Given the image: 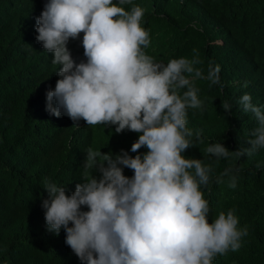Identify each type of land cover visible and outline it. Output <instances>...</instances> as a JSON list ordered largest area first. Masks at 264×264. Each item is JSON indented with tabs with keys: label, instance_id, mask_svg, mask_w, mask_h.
<instances>
[{
	"label": "clouds",
	"instance_id": "9594fccd",
	"mask_svg": "<svg viewBox=\"0 0 264 264\" xmlns=\"http://www.w3.org/2000/svg\"><path fill=\"white\" fill-rule=\"evenodd\" d=\"M116 1L48 0L31 23L33 42L61 66L54 89L46 92V111L67 115L76 126L82 119L88 126L115 125L116 133H139L131 151L147 148L135 156L89 148L75 190L45 178L41 207L47 230L58 235L63 228L66 245L82 264H213L241 248L248 228L238 226L234 209L208 222L210 205L201 187L209 185L212 165L182 153L204 142L200 131L188 127V110H204L194 80L220 84V66L209 63L205 75L196 67L203 61L195 50L192 59L155 60L145 52L151 43L142 26L145 9L137 0ZM18 60L43 68L38 61ZM254 69L264 79V65L254 62ZM238 103L257 127L249 147L229 151L220 142L209 145L205 151L217 161L264 149L263 106L253 104L248 93ZM221 107L231 115L229 102ZM121 165L133 175H124ZM240 171L225 168L215 182L227 177L234 189Z\"/></svg>",
	"mask_w": 264,
	"mask_h": 264
},
{
	"label": "trees",
	"instance_id": "16d2710c",
	"mask_svg": "<svg viewBox=\"0 0 264 264\" xmlns=\"http://www.w3.org/2000/svg\"><path fill=\"white\" fill-rule=\"evenodd\" d=\"M47 2L0 0V264H82L66 245L63 228L58 235L47 230L41 207L47 198L44 179L75 190L83 180L89 148L114 155L122 149L130 156L147 152L146 147L139 153L131 151L139 133L127 129L116 133L115 125L88 126L82 119L76 126L67 115L56 117L46 111V92L54 89L61 66L51 63L33 42L31 23H36V14ZM135 4L145 9L142 26L151 40L146 54L167 64L173 58L192 59L195 50L203 61L196 67L205 75L209 63L220 66V84L209 87L206 80H194L204 110H188V127L200 131L204 142L182 155L212 165L210 183L201 187L210 205L208 222L219 212L234 209L238 226L248 228L241 248L217 256L213 264H264V149L251 157L218 161L205 151L218 142L229 151L249 147L257 121L238 103L244 93L264 111V79L254 69V62L264 65V10H260L264 0H137ZM220 39L222 43L217 42ZM18 56L26 64L38 61L43 68L20 65ZM224 101L232 105L231 115L221 107ZM230 166L241 169L234 189L228 187L227 177L223 183L215 182ZM123 174L131 177L133 170L123 167Z\"/></svg>",
	"mask_w": 264,
	"mask_h": 264
},
{
	"label": "bare ground",
	"instance_id": "6f19581e",
	"mask_svg": "<svg viewBox=\"0 0 264 264\" xmlns=\"http://www.w3.org/2000/svg\"><path fill=\"white\" fill-rule=\"evenodd\" d=\"M204 30V29H203ZM162 38V37H161ZM240 113V112H239ZM248 130V129H247Z\"/></svg>",
	"mask_w": 264,
	"mask_h": 264
}]
</instances>
